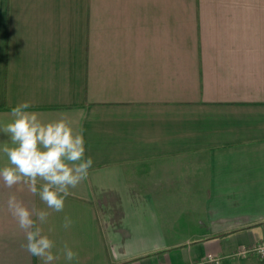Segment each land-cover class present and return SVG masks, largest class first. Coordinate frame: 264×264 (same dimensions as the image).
Returning a JSON list of instances; mask_svg holds the SVG:
<instances>
[{"label":"crops","instance_id":"obj_1","mask_svg":"<svg viewBox=\"0 0 264 264\" xmlns=\"http://www.w3.org/2000/svg\"><path fill=\"white\" fill-rule=\"evenodd\" d=\"M23 101L93 159L40 225L73 264H264V0H0V120ZM13 193L45 207L0 184V264H41Z\"/></svg>","mask_w":264,"mask_h":264},{"label":"clouds","instance_id":"obj_2","mask_svg":"<svg viewBox=\"0 0 264 264\" xmlns=\"http://www.w3.org/2000/svg\"><path fill=\"white\" fill-rule=\"evenodd\" d=\"M31 107L29 101L20 102L11 108L10 119L0 120V133L8 138L0 143V160H6L0 166V184L9 189L23 184L45 206L29 208L14 193L7 199L8 212L25 233V250L41 264H55L61 255L66 264H73L77 253L67 244L57 249L40 225L48 223V210L64 211L71 189L88 178L93 159L85 156L82 127L77 131L63 117L44 120L36 111H30ZM71 225V218L65 216L62 227L68 229ZM261 251L264 253V249ZM205 259L208 264H220L219 258L211 254Z\"/></svg>","mask_w":264,"mask_h":264},{"label":"built area","instance_id":"obj_3","mask_svg":"<svg viewBox=\"0 0 264 264\" xmlns=\"http://www.w3.org/2000/svg\"><path fill=\"white\" fill-rule=\"evenodd\" d=\"M262 249H264V239L263 240H260L256 244H252L250 246H241L238 249L237 253H239V254L255 253V254H258L260 256H264V253H262V251H261ZM209 254L213 255L214 257L219 258V256H216V255H214L212 253H207L206 256L203 259H201V260H199L197 262V264H204L205 262H207L205 258ZM219 261H220V258H219Z\"/></svg>","mask_w":264,"mask_h":264}]
</instances>
